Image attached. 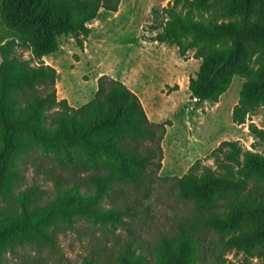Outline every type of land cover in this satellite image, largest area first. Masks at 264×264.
<instances>
[{
	"label": "trees",
	"instance_id": "16d2710c",
	"mask_svg": "<svg viewBox=\"0 0 264 264\" xmlns=\"http://www.w3.org/2000/svg\"><path fill=\"white\" fill-rule=\"evenodd\" d=\"M122 0H3L6 26L24 37L0 45V191L24 178L18 167L53 183L55 199L41 210V192L20 194L21 213L0 219V260L7 248L30 239L40 250L55 249L56 218L75 215L119 229L121 244L94 247L83 264H227L231 251L256 255L264 246V155L239 140L214 151L216 167L195 162L182 176L161 175L167 124L152 121L140 96L111 75L99 77L95 97L80 107L60 99L58 69L45 57L72 35L82 49L90 23L102 10L118 12ZM159 30L150 41L195 50L201 60L190 78L191 98L218 102L235 76L245 78L233 109L238 124L264 106V0H173L153 9ZM22 47L31 53L21 55ZM264 141V128L250 124ZM22 175V177H21ZM25 179V178H24ZM165 186L186 206L155 238L149 202ZM214 237V239H213ZM213 239V241H212Z\"/></svg>",
	"mask_w": 264,
	"mask_h": 264
},
{
	"label": "rangeland",
	"instance_id": "374dc122",
	"mask_svg": "<svg viewBox=\"0 0 264 264\" xmlns=\"http://www.w3.org/2000/svg\"><path fill=\"white\" fill-rule=\"evenodd\" d=\"M2 1L0 45L11 39L23 43L24 37L6 26L1 14ZM172 1L122 0L120 14L102 10L98 19L90 23L94 33L85 40L84 49L72 35H63L60 50L45 57L48 64L58 69L59 98L67 99L73 107L84 105L95 97L99 77L104 74L133 83L142 93L149 111L152 113L153 109L157 114L155 119L167 124L163 176H182L198 160L216 167L212 154L224 140H239L246 148L264 155V141L250 130L251 123L264 128V106L251 111L246 123L238 124L233 119V109L239 102L245 78L235 76L218 102L197 101L191 98L189 89L190 78L197 76L201 66V60L195 57L196 51L182 56L177 46L150 41L159 31L151 27L153 9H162ZM19 52L26 58L31 57L30 51L22 47ZM22 166L21 159L18 167L22 174L25 172V179H16L0 191V219L21 213L20 194L29 187L39 185L48 191L33 199V210L39 211L55 199L53 183L36 175L33 169L24 171ZM149 202L155 215L154 224L145 233L150 238L167 232L175 216L186 210L165 186L157 188ZM51 229L57 234L55 249L40 250L30 239L23 238V243L17 244L18 252L7 248L0 264H83L94 247L105 241L116 247L126 235L119 229L105 235L101 227L78 215L74 216L72 224L56 218ZM227 258V264H264V246L254 256L231 251Z\"/></svg>",
	"mask_w": 264,
	"mask_h": 264
},
{
	"label": "crops",
	"instance_id": "0c3cea01",
	"mask_svg": "<svg viewBox=\"0 0 264 264\" xmlns=\"http://www.w3.org/2000/svg\"><path fill=\"white\" fill-rule=\"evenodd\" d=\"M122 11V3H121V5H120V9H119V11L118 12H113V13H115V15H117V14H120V12ZM102 12V11H101ZM98 19V18H97ZM96 20V19H95ZM90 25V24H89ZM91 27V26H90ZM92 33H94L93 31H92ZM91 35V34H90ZM155 42H157V41H155ZM127 84V83H126ZM127 85H130L129 87L133 90V91H135L139 96H140V98H141V100H142V102L144 103V106H145V108H146V110H147V112H148V115H149V118L152 120V121H154V122H161L160 120H158V119H155V116L157 115V114H155V113H153V109H151L152 110V113L149 111V109H148V106L146 105V101H145V99L143 98V95H142V93L135 87V85L133 84V83H128Z\"/></svg>",
	"mask_w": 264,
	"mask_h": 264
}]
</instances>
